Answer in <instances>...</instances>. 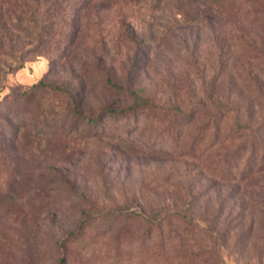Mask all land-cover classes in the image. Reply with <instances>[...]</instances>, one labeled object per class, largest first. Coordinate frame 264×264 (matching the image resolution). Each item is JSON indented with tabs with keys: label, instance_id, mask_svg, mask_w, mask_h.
I'll use <instances>...</instances> for the list:
<instances>
[{
	"label": "rangeland",
	"instance_id": "1",
	"mask_svg": "<svg viewBox=\"0 0 264 264\" xmlns=\"http://www.w3.org/2000/svg\"><path fill=\"white\" fill-rule=\"evenodd\" d=\"M5 1L0 264H61L65 254L68 264H162L155 238L141 246L138 222L133 240H116L117 222L103 220L62 243L85 212L119 207L184 211L207 229L194 241L195 254L197 244L208 252L180 264H209L212 252L218 264H264V173L233 177L244 141L236 116L264 143V0H80L55 18L54 0H28L31 14L25 0ZM135 89L173 115H143L133 130L114 117L74 125L76 108H124Z\"/></svg>",
	"mask_w": 264,
	"mask_h": 264
},
{
	"label": "trees",
	"instance_id": "2",
	"mask_svg": "<svg viewBox=\"0 0 264 264\" xmlns=\"http://www.w3.org/2000/svg\"><path fill=\"white\" fill-rule=\"evenodd\" d=\"M13 1L15 3L13 4ZM18 1L22 0H6L4 3L8 5V7L12 8L13 5L17 4ZM35 1V0H31ZM85 1V0H84ZM80 3V0H54L52 4V8L49 9L50 17H57L59 14H64L68 9L73 11L77 5ZM24 9L27 11V14H31V8L28 6V0L24 1ZM33 13V11H32ZM49 17V18H50ZM58 27L54 20H52L48 24L49 31L52 28ZM45 29V28H44ZM44 29L41 27L39 29L40 32H44ZM4 28L0 26V33L3 32ZM8 44L11 45V41L7 40ZM249 50L252 49L253 46H250ZM3 46L0 43V49ZM114 88L117 85H112ZM35 87H41L43 90L48 91H59L60 87L55 86L52 83H46L40 81ZM129 95L132 97V103L124 108H109L103 107L99 110L98 114L93 115H85L77 108L74 110V125H84L87 124L89 126L99 125L103 122L105 118L114 117L117 120H124V124L127 129L133 130L135 126L138 125L139 119L144 115L152 117H161V116H169L173 115L170 111H173V108L165 107L160 104H157L151 97H148L142 89H135L130 91ZM210 96V95H209ZM70 98L75 102V98ZM212 107L216 110L225 109L228 110L229 106L222 105L219 101L215 100L213 96L208 97ZM173 109V110H172ZM177 110L179 108H176ZM175 109V110H176ZM237 115V120L240 125H238L244 131H241V138H244L243 143L239 146V152H237V157L235 159L236 164L238 165L237 173H234L233 177H240L241 182H245L250 180L254 175H259L264 173V143L260 141H256L257 135L251 133V129L241 122V119ZM250 133V134H249ZM249 154L248 158L253 162L249 163L250 166L244 168L243 162L245 156ZM243 164V165H242ZM98 218L97 221H94V218ZM106 222H117L118 226V235L116 240L120 239H134L135 231L133 229V222H138L140 224V229H142V234L139 239L141 241V246H147V244L151 241L152 238H155L159 247V261L162 264H167L172 259L177 258L178 264L181 262H188L187 260L193 256V261L197 260L198 257L204 251L200 244H197V250L200 252L199 254H195L196 245L194 241V237H199L202 234L209 235V231L204 227H201L197 223L193 222V218L184 211L179 210H159L153 211L150 214H143L138 212H131L126 210L123 207H119L115 211H111L108 213H98L97 215L90 216L87 212H85V219L81 225V228L75 232H72L68 236H66L62 243L69 244L78 240H82L88 231L93 229V226L96 223H100L102 221ZM121 231H125V237H121ZM208 233V234H207ZM137 235V234H136ZM134 236V237H133ZM199 243V242H198ZM222 258L221 255H214L213 252L210 253L209 264H218L219 259ZM192 261V262H193ZM61 264H68V256L65 254L60 260Z\"/></svg>",
	"mask_w": 264,
	"mask_h": 264
}]
</instances>
